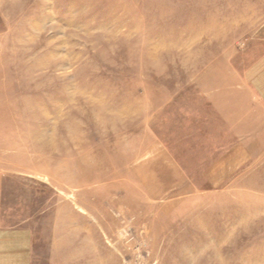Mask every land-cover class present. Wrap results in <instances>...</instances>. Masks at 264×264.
Returning <instances> with one entry per match:
<instances>
[{"label": "rangeland", "instance_id": "374dc122", "mask_svg": "<svg viewBox=\"0 0 264 264\" xmlns=\"http://www.w3.org/2000/svg\"><path fill=\"white\" fill-rule=\"evenodd\" d=\"M0 264H264V0H0Z\"/></svg>", "mask_w": 264, "mask_h": 264}]
</instances>
